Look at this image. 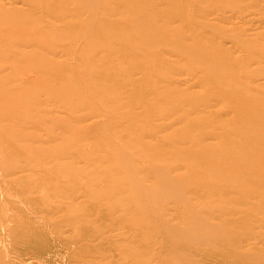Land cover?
<instances>
[{"label":"bare ground","instance_id":"bare-ground-1","mask_svg":"<svg viewBox=\"0 0 264 264\" xmlns=\"http://www.w3.org/2000/svg\"><path fill=\"white\" fill-rule=\"evenodd\" d=\"M102 1L106 2L108 0H0V115H3V113L11 112L9 110H14L12 107L14 104H12L13 102L11 101H13V99H17L16 100L17 103L15 101L14 103L18 105L19 104L22 105H19V107L15 105L14 107L16 108L18 107L19 109L15 108L14 111L21 113L24 111L31 112L33 109L37 108L36 109L37 111L33 110L32 112H36V114L40 116V117L39 116L36 117L37 115L34 116L37 118V120L39 119L37 121L36 118L33 119L34 113L29 114L27 112L23 115L25 117H22V115L18 117L17 114L19 113L14 112L15 115H17L16 117L23 119L26 118V120L22 119L23 122L20 121L21 119L18 120L17 118L16 121H19V123L22 122L20 123L21 127H25L24 125L29 127L35 124V126L38 125V127H40L42 131L45 129L43 132H47L46 129L48 127H52L53 123L57 124L58 123L57 121H59L60 123L58 124H61L62 118L59 117L57 120L56 118L57 116H55L59 114L57 113V114H51V117L52 115L54 116L51 118L52 120L49 119L50 115L48 116L46 113L48 108L46 109V107L41 106L42 104L43 106L50 105L44 103L45 100H47L48 98V94L45 95L44 98L45 100L40 105L38 101L40 100V102H42L43 99L42 100L33 99L34 95L39 92L38 90L40 89L44 91L46 90L45 94L48 92L51 93L50 94L52 95L51 97L55 99L57 98L56 99L57 101H60V99L62 98L64 104L68 103V101L72 99L77 100V98L79 97L81 98L79 100H82V101L78 100L81 103L80 110L82 112H83L82 108H84L83 105L84 106L88 105L89 106L88 109L93 108L98 112H100L101 115L97 116L98 117L97 119L90 121L87 124V119L85 120L84 118L85 116L81 117L82 119L79 118L82 115L78 113L79 109L75 111V109L74 110L72 109V107L74 108V106L68 105L70 109L73 110L72 112H77L79 116L73 113V115H75L76 118L72 116L71 120H73V118L76 119V121H73L75 123H73L70 120H67L69 123L65 121L67 122L66 124L63 121L62 122L63 127L60 129L64 131L63 128H66L65 126H67L68 124L78 125V123L79 124L83 123L80 120H84L87 125L83 123L85 124V126H82V130L84 131L85 129L87 131L86 133L88 137L89 135L110 136L111 134L112 136L113 135L117 136L118 134H115L114 132H116L117 129H121L123 126L117 125L119 127H117V129H115L114 131V125L122 121L124 118H127L128 124L123 127L124 128L123 131L125 132L124 135H128L130 137L128 138L129 140L133 139L138 144H141V148H140L141 151H139L138 149L137 153L134 152L129 153L131 151L126 152L122 148L125 142H123V144L121 145L122 147H120L116 143L111 142L109 138L104 137L106 140L103 139L102 144L100 146H96L97 149L98 147L101 146H103L104 149V150L98 149L99 153L101 154L98 155L97 149L92 151L91 149L93 148L90 149V147L89 148L87 147L85 148L87 150L83 148V144H84L83 142L88 141L87 139L84 140L85 139L84 138L81 139V141H83L82 143L78 142V144L80 145L76 144L77 146L75 147L73 146L76 149L72 148L73 150H69L70 151L69 153L74 154L73 156H79V155L83 156V154L86 153L85 155L86 158L85 156H83L85 159L83 157H78V159L83 158L81 160L82 161L84 160L86 166L85 167L84 165L82 166V164L84 163L82 162V164H78V165H81L83 169L80 166V168L82 169L80 170L79 168H77L78 166L75 165L77 169L76 170L74 168V165H71L70 167H68L69 165H67V163L71 161L70 160L71 157H73L72 154L68 153L71 156L66 157V155L64 154L66 152L63 153L65 155V159L67 160L68 158L66 164L58 162L59 160H55V159H54L55 162L54 161L50 162L53 158V155H51V153L55 152V147L53 149L54 151L52 150V152L50 153L46 152L48 148H44L45 149V150L43 149L44 151L41 150L43 152L42 155V152H40L41 154L39 153L40 148L36 146V143L38 145V143L43 144L45 142H46L45 144L49 147H52L53 144H55L56 147L59 146V144H62L60 142L59 144H56L57 141L61 139L60 135H62V137L64 138L65 137L67 138V136L64 135L66 132L63 133V131L62 130L60 131L59 129L56 132L62 134L59 133L57 134L56 132L55 133L53 132L54 129L56 130L58 124L57 126L53 125V128L50 129L51 132L48 131L47 133H43V135L51 134L53 139H55L52 140V142H56V143H50L51 141H47L46 139L44 141V139L42 138V137H46L45 135L38 136L36 135L38 133L33 134L35 133V130L39 129L34 125L33 127L36 128L35 129L32 127L33 129H35L34 131L30 130L31 127L28 128V131L26 127L23 129L16 128L18 127V124L16 123L15 125L14 124L15 121H11V119H8L9 116L11 115L8 113L7 115L9 116H7V119L11 121V122L9 121L11 124H7L9 123L8 120H5L4 117L2 116L0 117V120L4 119L5 122H7L5 124L6 127H4V122H3L4 120L0 122L3 123L0 125V136L4 137L7 135V137L10 140L13 139L14 140L13 142H16L15 139L16 138L19 139L20 135L22 136L24 132L27 131L25 132L23 138L28 139V142L31 141V144H33L34 142L35 143L34 146L37 147L34 148V150L36 149L37 150L36 151L32 150L31 152H29V150L31 149L29 148L26 154L34 153V155H32L33 157L29 155L30 158H28L27 157L28 155H26L25 157L28 160L25 159V162L26 160L27 162L32 160L30 161L31 164L33 162L34 164L35 162L36 164L41 163V165H43L41 167L45 168L44 167L46 166L45 163H47V161L50 160V159L47 160V158L52 157L51 160L48 162L50 164L56 163L59 166L65 165L63 167L64 169L65 167L69 168L68 170L67 168L66 170L62 168L63 172L65 173H67L68 171L71 170V168H73L74 170L71 171L76 172L74 173V177L76 175V177L78 178L79 174L82 175V173H78L79 171L80 172L84 171L83 172L84 175L85 174H87V176L90 175L91 178L90 177L84 178V176L82 175L83 178L81 177L80 178L83 182L80 181V179L78 178L77 181L82 182L81 184L80 182L77 183L71 182V184H68L69 186H71L72 183H74V185L75 184L80 185L78 189L79 188L81 189L79 190L76 189V186L74 185H73L74 187H68L69 189L75 188L76 191L74 192H76L77 194L78 192L80 193V195H77L76 197L72 196L73 198L76 199V203L79 201V198L89 199V197H92L94 198V200H96L98 199V197H100V200H103L102 194H104V192L107 191V189L109 190L112 189V191L117 192V194L108 191L110 192L109 193L110 195H108L107 193L105 194L106 196L104 197H106L108 201L104 198L103 206L106 205L105 203L109 202L107 203V206L110 207L109 206L111 205L110 203H114V202L118 203L119 198L125 197L123 199H120L121 201L125 200L123 202L120 201L119 202L120 204H114L116 206L110 208H108L107 206L106 207L108 209H113V208H120L121 206H123L121 207V211L119 210L120 211L119 213L113 211L114 209L112 210L113 212L119 214L120 216L125 215L126 210L124 209L128 210L127 211L129 212L128 214L133 213L131 214L130 218H128V216L130 215L128 214L125 215L127 216L126 217L127 219L125 218V216L124 217L121 216V218H125L126 221L123 219L122 220L125 221L126 224L130 223L129 227L127 228V232L133 233L132 234L133 238L136 237L135 230L139 225V222L141 221L140 225L145 223V225L147 226L148 225L147 219L149 220L153 219L156 213H158L156 212L158 209L163 215L162 217L165 219L163 221L161 217H158L157 222L158 224H160L161 227L166 226L165 228L167 227L170 228L169 226L165 225L166 222L173 221V219H175V218L172 219L170 217V214L172 216V213H174V211H179L181 213L182 210L184 212V209H187V211L185 212L187 216H184L185 218L183 217L184 218L183 220L182 219L180 221L178 220L175 224H173L174 237L172 236V238L174 240L175 238L177 239L176 243L180 241V243H183L185 245V247L181 245L184 248L182 251H180L181 252L179 255L180 258L181 256L187 257L189 255V253H187L185 249L190 250L192 247L190 251L194 250V245L188 239L193 238L190 237V234L192 232H193V236H196L194 235L195 231H199V233L205 231L204 232L205 236L204 237L201 236L204 238L203 240L208 243L211 242L210 244H213L215 247H219V248L222 244L227 243L231 239L236 241V239L243 238L245 239L244 241L247 242V246H248L247 249H250L252 251L251 253L253 252L256 253L258 251L256 247V241H257L256 235H258V237L259 235H261V239H263L262 236L264 235V231H263L264 230V90H262V88L264 87V0H110V1H115V6L113 8L101 6ZM117 3H118V8L116 10ZM134 23L140 24L138 27L132 28L133 34L137 36L140 40L141 43L140 46L128 42L127 46H122L116 49L111 48L110 46L113 45L111 41L112 39L117 37L118 27L121 28L122 26H131ZM172 24H174V26H172V31L170 33L166 34L161 31L165 27H170ZM192 33H195L196 35H193ZM66 39L68 40L67 43H66ZM246 43L247 45H245ZM251 43L253 44L251 45ZM100 47L104 48V51L101 55L92 56L89 54V51L91 49L100 48ZM156 59L159 60V63L157 64L163 67L170 66L174 63H181V65L184 67L183 72L181 71L176 73L171 72L172 75L168 73L166 74L165 77H160L159 75H152V74L145 77L144 73L140 75L141 69L142 68L146 69L144 64L148 63L151 60L156 61ZM18 65H20L21 67ZM13 67L18 68L19 70L17 69L18 70L17 72L14 71L16 69H14ZM11 68L14 73L8 72V70ZM79 72H83L84 75L86 74L85 75L86 79L84 78L81 81V78L77 76V73ZM135 80H138V83L142 82L145 85L146 87L145 90L147 91L148 95L151 97V98L149 97V100L159 101L161 96L158 95V91L160 92V90H162L163 87L164 90L165 89L169 90L170 88H167L168 86L171 87V90H169L170 93L169 95H166L168 97L165 100V104H167L169 110L167 113H165L162 119L159 118L162 121L160 122L164 125V129L162 131L158 130L157 128L154 129L156 131L152 130L153 128L152 123L155 121L157 117L152 118L151 121L153 110L146 109L147 106H143L144 104H141L142 109L140 112H135V111L129 112L127 109L129 107L125 104L124 105L127 110L125 109L124 110L126 112H120V113L118 112V110L122 111V109H120L122 107V104H120L121 106L120 107L118 106V104H116V102L120 103L119 100L120 99L122 100L124 98V95L123 96L121 95V97L123 98L119 97L121 91L125 89L127 85L130 86L131 85L130 83H133V81ZM23 84H26L24 88H22L21 86ZM174 84H179L180 86ZM28 85H30V87ZM182 85H184L186 88L184 87L181 89ZM33 86H35L34 89L35 88L38 89L37 91L35 90L36 92L35 94L33 92L34 89L31 88ZM194 86L202 87L203 89H206L209 86L211 88L213 87L218 88L220 90L219 93L221 94L222 98L217 100H211L212 104L213 102L215 103L213 105L211 104L210 101H204L201 103L200 101L201 99L199 100L200 97L199 96L195 97L196 93L193 90H191L192 92L189 91V89H192ZM86 87H89L91 91L90 96H86L83 93V88ZM176 87H179V89ZM29 88L33 93L29 98L30 100L26 99V101H28L27 103L25 102V100L22 101V99L28 98L30 96L29 95L30 93L26 91L29 90ZM23 89L25 90L22 91ZM17 92L19 93L21 92V93L17 95ZM26 92L29 96L26 95ZM188 92H190L191 94H193L194 92V96H192ZM166 93L168 92L166 91ZM65 94L68 95L72 94L69 96V97L73 96L72 99L68 98L67 95ZM82 94L84 95V97ZM13 96L14 98H11ZM17 96L20 97L16 98ZM10 98L12 100L7 101ZM19 99L24 103V106L23 103L19 101ZM182 100L190 102L194 104V106L189 108V110L185 108L179 109L177 107L178 104L176 106V102ZM29 101L31 102L33 101L34 103L31 104V102ZM78 101L77 104L75 105H80ZM196 101H198V103L200 104H198ZM8 102L11 104H9ZM36 102H38L40 106L37 105ZM47 103H49V101H47ZM114 103L115 105H113ZM25 104H31L33 105V107L31 106L32 108L30 109L29 106ZM34 104H36V106ZM52 104L53 102H51V105L49 106L50 108L52 107ZM9 105H11L10 107L12 109H9L8 107ZM59 105L67 106L66 104L65 105L59 104ZM67 107H63L64 109L66 108L65 112L68 109ZM163 107H164L163 105L162 107L160 106V109ZM27 108L31 111L27 110ZM61 108L56 109V105H55L53 110L56 109L54 111L56 113V111L59 109H60L59 111H61ZM70 109L68 110V112L71 111ZM93 109H91V111H93ZM53 110L52 112H48V113H53ZM84 110H86V108ZM162 110L165 109L163 108L161 109V111ZM41 112H43L44 114H42ZM100 113H98V115ZM62 114L60 116L62 117L64 116V118L68 119L67 116L65 117V114L64 115ZM68 114L69 113H67V115ZM29 115L31 116L30 118H32L33 120L28 119ZM4 116L6 117V114H4ZM143 116L150 120L145 123V126L141 124L142 125L141 127L143 126L144 127L143 128L140 127V129H138L137 131L135 128H133V124H136L135 122L137 120H141ZM214 116L216 118H219V120L215 119ZM77 117L79 120L77 119ZM44 118L48 119V122L50 123H46L47 121H45L46 126H41L43 124L42 122H44L45 120ZM212 118L218 121H214L212 120ZM77 120L80 122H78ZM30 123L32 125H29ZM13 124L14 126H12ZM9 125L12 127L8 128ZM157 125L158 124H156V126ZM67 127L70 128V129L67 128L70 131L71 126H67ZM74 127L75 126H73L72 129ZM231 128L235 130L231 131ZM20 129L25 131H22ZM74 129H76V127ZM74 129H73L74 132H79V130L75 131ZM14 130L16 132L17 131L19 132L16 133ZM41 130H38V132L39 131L42 132ZM13 131L16 133V135L12 133ZM117 132L119 131L117 130ZM9 136L10 137L15 136V137L10 138ZM30 136L35 138L32 139V137ZM38 137L39 139L41 138L43 142L41 139L40 142L39 141L37 142L36 140H39L37 139ZM23 138H20L18 141H21V139ZM29 138H31V140H29ZM114 138L115 139L113 140L115 141L116 138L118 140L120 139L118 137H114ZM26 139H23L22 141L24 142ZM147 139L148 141H146ZM63 140L66 142L67 146L68 145L70 146V144H68L67 141H69V143H71L72 141L68 139L67 140L62 139L61 141ZM217 140H225V142L223 145H217L215 142H213ZM18 141L16 142V145L14 144L12 146L8 145L10 146L11 151L17 150V148L19 147L18 145H23V144L17 145ZM121 141L122 139H120V143ZM6 143L8 144V142ZM95 143L94 145H99L98 142ZM4 145L7 147L6 144ZM73 145H75V143H73ZM125 145L126 144H124V148ZM21 147L23 146H20V148ZM78 147H82L83 152L78 153V155H76L78 150L79 151L82 150V149H78ZM126 147L131 148V146H126ZM41 148H43V146ZM62 148H65L66 151H68L67 150L68 148H66V146L65 147L63 145L61 146V150L65 151V149ZM74 150L76 151V153ZM88 150H90L89 151L90 153H88ZM71 151H74V153ZM35 152L42 155V158L41 156L39 157V155H37ZM93 152H96V154H94ZM49 154L51 157L49 156ZM2 156L3 155H1V158H3ZM45 156H47L46 159H43V157ZM37 157L40 158V161L43 159L44 160L43 162H45V160L46 162L43 164V162L34 161L35 159L39 160ZM63 157H61L62 160L60 157H58V159L63 161L64 160ZM74 159L77 160V157L73 158V160ZM0 160L2 161V159ZM73 160L71 162H76ZM81 160L78 161L81 162ZM144 160L153 161L152 162L153 166H151V173L153 174L151 177V183H146L148 182L145 179L147 176L142 177V173L140 174V172H143L140 170V168L143 166L142 162H144ZM127 162L133 164L134 166L135 164H139L141 162L140 165L142 166L138 165L129 168L130 165L129 166L127 165L128 167H126L125 165L124 170L126 168L128 169L123 171L122 165ZM104 163L107 164V166H105ZM145 163L146 162H144L143 164ZM10 164L11 163H9V165ZM20 164L21 163H19L18 165ZM69 164H75V163H69ZM0 165L2 166V164ZM146 165L149 164L146 163ZM21 166L22 165H20V167ZM33 166L31 168H33ZM38 166L36 167L40 168V166L39 167ZM59 166L56 167L59 169ZM14 167L13 169L12 167L9 168L4 167V169H10L12 170V172L15 173V174H11V172L9 171L8 175L17 176L18 174L16 173H19L20 171L23 172L27 168L24 166L23 169L17 168L15 170L18 171H13ZM54 167L52 168L54 169ZM84 168H86L87 170H85ZM48 169L52 171L50 165L48 166ZM36 171L37 170H34V172ZM45 171H47V173L49 172V170L47 169ZM88 171L90 172L88 173ZM58 172L59 170L54 171V175L52 173L51 174L52 176L55 177V174ZM47 173L45 174L48 177L49 174ZM65 173L64 175L59 174V176H57L56 174V176L58 178L62 176L61 179H65L66 177ZM46 175H42V176L46 177ZM101 175L109 176L107 177L109 178V180L105 179L106 177L104 176H103L104 177L103 179H105L104 181L103 179L99 180ZM48 179H52V178H50L49 176ZM69 179L70 181L73 180L71 178V175H69L68 178L66 177L65 183H70ZM17 181H19V179ZM44 181L46 180L44 179ZM225 181H230V183L233 184L230 185L231 187H225L224 184H222ZM3 182L5 181L3 180ZM110 182L113 183L114 185L119 186V188L112 187L113 185L111 186ZM41 183H43V181ZM109 183L112 188L109 187ZM59 184L62 183H58V185ZM32 185H29V187L30 186L32 187ZM68 185H64V186H68ZM41 186L43 187V184H41ZM41 186L40 189L45 194V196L42 197L47 201H49V202L46 201L47 203L50 202L54 203L56 200L53 201V199L46 197L47 192L45 191V189H47L49 186H46L45 184L44 186L46 188L45 187L42 188ZM2 188L3 187H1V189ZM33 188L35 187H32L31 189L35 190ZM7 189H9V186ZM50 189H47V191H49ZM60 189H61L60 192H62L63 189L62 185ZM41 190L39 192H41ZM0 191H3V189ZM29 191L30 190H28L27 192ZM121 191L124 193L122 194L119 193ZM5 192L8 191H3L4 194ZM42 192L40 196L44 195L42 194ZM55 192L58 194L57 189L55 190ZM67 192L68 191H66L65 193ZM200 192L202 193L200 194L201 195L200 198L193 197L195 200L189 196V195L191 196L197 195ZM8 193L7 194L11 197L12 195H10V192ZM15 193L16 195L18 194V192ZM69 193H70L69 200L70 203H72L71 201H73V199H71V195L73 194L71 192ZM76 193H74V195ZM98 193H100L101 195H97ZM52 194H54L53 191ZM65 195L66 194H63V197H65L63 199L64 202H62L63 200L60 199L61 201L59 200L58 205L63 203L67 204L69 202V200L66 201L67 200L66 198H68V196ZM114 196H116V198ZM165 196L166 197L168 196L167 198L170 197L171 200L174 199V202L177 203H181L180 201L183 200L184 207H181L183 205L181 206L172 205L171 207L168 208L166 207V205H163V203H161V205L155 204L156 202L158 203L161 202V199L165 198ZM108 198L113 199V201H111ZM128 198H130V201L133 200V204H135L134 202L137 198H138L137 200L142 199V201L140 200L141 204L136 205V207L140 206L137 208L138 210H135L134 206L130 207L128 204H126ZM162 200L167 201L166 199H162ZM192 200H194V202L195 201L197 202V205L195 204L196 206L192 205L193 202ZM80 201H82V199H80ZM217 201L219 202L218 204ZM128 203L131 204L130 202ZM185 204L188 206H185ZM251 204L252 206L255 207L256 210L255 212L253 211L252 212L256 214H252V212L247 211L250 210V208L248 209L247 206ZM55 205L52 207L55 208ZM68 205L69 204L65 206L64 204L65 209L69 208L72 211L74 205L71 204L73 205L71 207ZM45 206H47V204H45ZM125 206H128V208H126ZM72 212H70L71 213L70 215L77 214L75 213V211L74 213ZM121 213H123L124 215ZM138 213L142 214V216H140L142 219L137 218L139 215ZM203 213L208 214L206 215L207 218L210 216V214L214 216L216 215L219 218L216 223L211 224L210 222L206 221V219L203 218L202 216ZM192 215H194V217ZM170 218L172 220H170ZM75 220L77 221V219ZM113 220L112 222H115V224L117 221H119V219L117 221H113ZM255 222L257 223V225L253 226L252 224ZM8 223L12 225V221L10 222L8 221ZM8 223L6 222V224ZM16 224L17 223H14L15 226ZM71 224L73 223L71 222ZM75 224L76 223H74L73 225L75 226ZM215 224H217L219 228L214 229V231H211L212 228H215ZM244 224L252 225L256 230L255 235L250 236L249 234L248 236H246L244 234H234V235L230 234L229 240H227L223 236L222 232H224L225 234L229 230L227 225L234 227L237 225H244ZM32 225H30V227ZM8 226L12 231V227L10 225ZM109 227H112V225H109ZM147 227H149V225ZM97 228L99 229V227ZM118 228H119V224H118ZM153 228L155 229L156 227ZM3 231H5V229H3ZM141 231H146V230L141 229ZM99 232L100 231H98V233ZM147 232H145V234L147 235L152 233V232H148L149 233L148 234ZM165 233H167V231H165ZM204 233L202 234L204 235ZM101 234L103 233H100L99 235ZM145 234L142 232L141 234L142 236L141 235L140 236L143 237ZM152 234L150 235L152 236ZM99 235L94 234V237ZM147 235L146 237L144 236L143 238H140L139 244H142V246L138 248L136 251H135L136 247L132 248L129 245V248H131L133 251L136 252V254H133V256L137 255L142 257L143 255H145L143 252H142L143 255L137 254L138 252L141 253L140 251L142 248H144L142 249V251L148 249L146 250L148 252H151V250H149L150 247L151 248L159 247V249L161 250L162 249L161 244L163 245V243H166L161 241L162 238L160 239V241L158 240L156 242L155 240H153V236L150 237L151 238L150 240H148L149 236ZM122 236H126V235H122ZM108 237H111V235H109ZM166 239L168 240L169 238H165L164 241H166ZM194 239L196 238L194 237ZM259 239L260 238H258V241ZM96 240H93V242H95ZM197 240H199V238ZM88 241H90L89 238ZM149 241H154L155 246L152 245L154 242L151 243ZM167 242L170 243V241ZM239 242L240 241H238V243ZM261 243H263V240ZM166 244H164V246ZM226 246L228 245L226 244ZM259 246H264V245H259ZM171 248L173 249V247ZM204 248H201V252L204 251ZM237 248L235 249V251L236 252L240 251L239 248L241 247L239 245ZM124 249L126 248H123V252ZM247 249H245L246 252L248 251ZM132 250L127 248L125 252L128 256H126V254L123 253L125 254L124 256L130 259L131 257L129 256L132 255L128 253ZM241 250L243 251V249ZM120 251L121 250H119V252ZM229 251L230 253H232L231 250ZM106 252H108V250ZM152 253L154 252L150 253L153 256ZM248 253L250 252L248 251ZM123 254L122 257H124ZM103 255L105 256L106 253L103 252ZM194 255L195 254H193L192 256ZM237 255L240 256L238 253L235 256H233V258H231L230 260H224V262L226 264H264V260L258 263L257 262L254 263L250 260H246V261L238 260ZM262 256L264 257V254ZM91 257L92 256H89L88 258L91 259ZM171 257L173 258V256H169L170 260H172ZM95 259L98 258H94V261L91 260L88 261L87 264H96V262H98L99 260L95 261ZM135 259L137 258L133 257V259L131 260L132 261L134 260L135 262ZM181 259L184 260V258ZM137 261L141 262L142 264L147 262L146 259H144L145 262H142L141 258L137 259ZM191 261H188L187 264H191L190 263ZM184 262L186 263V261ZM105 263L107 262L105 261ZM98 264H100V262H98ZM153 264H156V262ZM172 264H174L173 261Z\"/></svg>","mask_w":264,"mask_h":264},{"label":"rangeland","instance_id":"rangeland-1","mask_svg":"<svg viewBox=\"0 0 264 264\" xmlns=\"http://www.w3.org/2000/svg\"><path fill=\"white\" fill-rule=\"evenodd\" d=\"M101 6H104V7H108V8H113L114 6H115V1H110V0H108V1H106V2H104V1H102V3H101ZM117 8H118V3H117V6H116V10H117ZM135 24V23H134ZM132 24L131 26H122L121 28L120 27H118V33H117V37H115L114 39H112V43H113V45H109L111 48H114V49H116V48H120V47H122V46H127V43L128 42H131L132 44H135V45H138V46H140V40H139V38L137 37V36H135L134 34H133V27H138L140 24ZM221 25V24H220ZM239 25V24H238ZM172 26H174V24H172L170 27H165L164 29H162L161 31L162 32H164V33H166V34H168V33H170L171 31H172ZM197 33V32H196ZM189 34V33H188ZM193 35H196L195 33H192ZM67 39H66V43H67ZM253 43H251V45H252ZM227 45V44H226ZM245 45H247V43L245 44ZM103 51H104V48H102V47H100V48H95V49H91L90 51H89V54L90 55H92V56H97V55H101L102 53H103ZM146 59V58H145ZM191 62H193V61H191ZM157 63H159V60L158 59H156V61L154 60H151V61H149L148 63H145L144 64V66L146 67V69H144V68H142L141 69V73H140V75L141 74H143L144 73V76L145 77H147V76H149L150 74H152V75H159L160 77H165L166 76V74H168V73H170L171 74V72L172 73H176V72H183V69H184V67L181 65V63H174V64H172V65H170V66H166V67H163V66H160L159 64H157ZM18 66H20V65H18ZM17 67V66H16ZM14 68V69H16V70H14V71H18L19 69L18 68ZM21 67V66H20ZM18 69V70H17ZM8 72H12V73H14L13 72V70H12V68L11 69H9L8 70ZM16 74V73H15ZM164 74V75H163ZM169 74V75H170ZM86 75V74H85ZM84 75V73L83 72H79V73H77V76L79 77V78H81V81L86 77ZM172 75V74H171ZM86 79V78H85ZM131 84V85H130ZM129 85L131 86H128L127 85V87L125 88V89H123L122 91H121V93H120V98H123V97H121V95L123 96L124 95V98L121 100L120 98V103L119 102H116V104H118V106H120V104H122V107L120 108V109H122V111H120V110H118V112L120 113V112H126L125 110H127L128 109V111L129 112H131V111H135V112H140L141 111V107H142V105L141 104H144L143 106H147L146 107V109H149V110H153V113H152V117H151V121H152V118H154V117H157L156 119H155V123L153 122L152 124H153V128H152V130H154L155 128H157L158 130H160V131H162L163 129H164V125L161 123L162 121L159 119V118H163V116L165 115V113H167L168 112V106H167V104H165V100H166V98L168 97V96H166V95H169V90H171V87H167V88H170L169 90H167V89H165L164 90V87L162 88V90H160V92L158 91V95L159 96H161L160 97V100L159 101H157V100H149V95H148V93H147V91L145 90V85L142 83V82H140V83H138V80H135V81H133V83H130ZM183 84V83H182ZM174 85H178V86H180L179 84H174ZM22 86V88H24L25 86H26V84H23V85H21ZM29 87H30V85H28ZM27 86V87H28ZM34 87L35 86H33V87H31L32 89H34ZM129 87V88H128ZM185 86L184 85H182L181 86V89L182 88H184ZM21 88V89H22ZM43 88V87H42ZM176 88H178L179 89V87H176ZM186 88V87H185ZM26 89V88H25ZM25 89H23L22 91H24ZM46 89H48V88H46ZM141 89V90H140ZM35 90L37 91L38 89L37 88H35L34 89V94L36 93L35 92ZM133 90V91H132ZM145 90V91H144ZM191 90H193L196 94H195V97H197V96H199L200 98H199V100L201 101V103L202 102H204V101H210L211 102V104H212V101L211 100H217V99H221L222 98V96H221V94L219 93L220 92V90L218 89V88H215V87H213V88H211L210 86L209 87H207L206 89H203L202 87H193L192 89H189V91L190 92H192ZM262 90H264V87L262 88ZM26 91H28V93H30L29 95L27 94V92H26V95H28L27 97L28 98H25V99H22V101L23 100H25V102H27L28 103V101H26V99H28V100H30L29 98L31 97V94L33 93V92H31V90H30V88H29V90H26ZM39 92L37 93V94H35L34 95V98L33 99H35V100H39V99H43L42 100V102H40V100L38 101L39 102V104L41 105V103H43V101L45 100L44 98H45V95H47L48 94V98H51V99H48L47 98V100H45V104H50L51 105V102H53V104H52V109L49 107V106H46L45 104V106H43V104L41 105L42 107H46V109L48 108L49 110H51V111H49L48 109H47V115L50 117L49 119H51L54 115H52V117H51V114H57V113H59V114H57V115H55V116H57L56 118H57V120H58V118L60 117V118H62V122L64 121H67V120H70V121H76V119H74V118H76L75 117V115H73V113L74 114H77V116H79L78 115V113L81 115L79 118H81V117H84L85 118V120L87 119V124H88V122H90V121H93V120H95V119H97L98 117L97 116H100L101 115V113L100 112H98L97 110H95V109H93V108H91V109H93V111H91V109H88L89 108V106L88 105H83V107L84 108H82V110H83V112L80 110L81 109V103L79 102V101H82V100H79V99H81V98H77V100L76 99H72V97L73 96H71V97H69L70 95H72V94H65V95H67V97L68 98H70V99H72V100H69L68 101V103H65L67 106L68 105H72V106H74V108L72 107V109L74 110L75 109V111L77 110V109H79L80 110V112H79V110H78V113L77 112H72L73 110L72 109H70V107L68 106H60L59 104H61V105H65L63 102L64 101H62L63 99L61 98H58V99H60V101H57L55 98H52L51 96L52 95H50L51 93H46L45 94V91L44 90H38ZM166 91L168 92V93H166ZM125 92V93H124ZM190 92H188V93H190ZM194 92H193V94H191L192 96H194ZM21 93V92H20ZM19 92H17V95L18 94H20ZM25 93V92H24ZM83 93H84V95H86V96H90L91 95V91H90V89H89V87H86V88H83ZM15 95H16V93H15ZM22 95V94H21ZM20 95V96H21ZM50 95V96H49ZM83 95V94H82ZM84 95H83V97H84ZM148 95V96H147ZM20 96H17L16 98H19ZM64 96V95H63ZM77 96V95H76ZM127 96V97H126ZM225 96H227V95H225ZM47 97V96H46ZM67 97H65V98H67ZM82 97V96H81ZM11 98H14V96L13 97H11ZM8 99L7 101H10V100H12V99ZM74 98H76V97H74ZM151 98V97H150ZM16 100L17 99H13V101H11V102H13L12 104H14L12 107H13V109L15 110V108L16 107H14L15 105H17L18 107H19V105H22V104H16L17 102H16ZM79 100V101H78ZM139 100H141V101H139ZM198 100V101H199ZM14 101L16 102V103H14ZM19 101L20 102H22L20 99H19ZM47 101H49V103H47ZM77 101H78V103H80V105H75V104H77ZM176 101V100H175ZM198 101H196L197 103H198ZM29 102H31V101H29ZM38 102H36L37 103V105H39L38 104ZM58 102V103H57ZM59 102H61V103H59ZM67 102V101H66ZM160 102V103H159ZM210 102H209V104H210ZM9 103V102H8ZM23 103V102H22ZM34 102L32 101L31 102V104H33ZM54 103H56V104H54ZM63 103V104H62ZM9 104H11V103H9ZM31 104H25V105H28L29 106V108L31 109L32 107H33V105H31ZM127 105L129 108H127L126 109V107H125V105ZM160 104V105H159ZM177 104H178V106H177ZM198 104H200V103H198ZM213 104H215L214 102H213ZM212 104V105H213ZM35 106H36V104H34ZM39 105V106H40ZM56 105V109L57 108H61V111H59V110H57L56 111V113L54 112L55 110H53L54 109V106ZM113 105H115V103L113 104ZM136 105V106H135ZM162 105L164 106L163 108L165 109V110H162L161 111V109H163V108H161L160 109V106L162 107ZM11 105H9L8 107H9V109H12L11 107H10ZM23 106H24V103H23ZM32 106V107H31ZM80 106V107H79ZM137 106H139V107H137ZM176 106L180 109V108H185V109H187V110H189V108H191L192 106H194V104H192V103H190V102H187V101H185V100H182V101H178V102H176ZM17 107V108H18ZM27 107V106H26ZM26 107H24V108H26ZM38 107V106H37ZM63 107H67L68 109H67V111L65 112V109L63 108ZM16 108V109H17ZM36 108V107H35ZM86 108V110H84ZM136 108V109H135ZM19 109V108H18ZM37 109V108H36ZM36 109H33L34 111L36 110ZM64 109V110H63ZM71 110V111H69L68 112V110ZM125 109V110H124ZM133 109H135V110H133ZM138 109V110H137ZM167 109V110H166ZM14 110H9V111H11V112H8V111H6V112H8L9 114H11L10 116L9 115H7L8 113H3V115H0V117L2 116V117H4V119L5 120H8V119H11V121H15V123L14 122H12V123H14L15 125H16V123L18 124V127H16V128H27V131H28V128H30V130H35L36 128L35 127H38V125L37 126H35V124H33L35 127H33V125L30 123L29 125H32V126H29V127H27L26 125H24L25 127H21V124L20 123H22L23 122V120H26V118L25 119H23V118H18V117H20V115H22V117H25V116H23L25 113H27V112H17V111H14ZM26 110V109H25ZM27 110H29L28 108H27ZM32 110V111H33ZM52 110H53V113H48V112H52ZM63 110V111H62ZM137 110V111H136ZM13 111V112H12ZM19 111V110H18ZM29 111H31V110H29ZM28 112L29 114L30 113H34L33 114V119H35L36 117H38L39 115H37L36 114V112ZM37 111V110H36ZM160 111V112H159ZM5 112V111H4ZM14 112H16V113H19V114H17L18 115V117H16L17 115H15V113ZM42 114H44L43 112H41ZM40 113V114H41ZM46 113H45V115H46ZM62 113H64L65 114V117L67 116V118L68 119H66V118H64V116L62 117V116H60ZM67 113H69L68 115H67ZM98 113H100L99 115H98ZM160 113V114H159ZM162 113V114H161ZM4 114H6V117L4 116ZM64 114H62V115H64ZM72 114V115H71ZM37 115V116H36ZM154 115H156V116H154ZM158 115V116H157ZM7 116H9V118L7 119ZM13 116H15V117H13ZM34 116H36V117H34ZM47 116V117H48ZM72 116H74V118H73V120H71V117ZM96 116V117H95ZM12 117V118H11ZM31 116L29 115L28 116V119H31V120H33L32 118H30ZM40 117V116H39ZM215 117V116H214ZM17 118H18V120H20V121H22V122H20L19 123V121H16L17 120ZM42 118V117H41ZM45 118H46V116H45ZM44 118V119H45ZM66 119V120H64V119ZM91 118V119H90ZM4 119H2V120H0V122L1 121H3ZM23 119V120H22ZM43 119V118H42ZM42 119H40V120H42ZM53 119H55V118H53ZM77 119H78V117H77ZM82 119V118H81ZM89 119V120H88ZM215 119H218L219 120V118H216L215 117ZM5 120L3 121L4 122V127H6L5 126V124L7 123V122H5ZM36 120H37V118H36ZM35 120V121H36ZM39 120V119H38ZM37 120V121H38ZM52 120V119H51ZM79 120V119H78ZM77 120V121H78ZM150 119H148V118H145L144 116H143V118L141 119V120H137L135 123L136 124H133V128H135L137 131H138V129H140V127L142 126V125H144L145 126V123L147 122V121H149ZM212 120H214L213 118H212ZM218 120H214V121H218ZM10 120H8V122H9ZM10 121V122H11ZM45 121H47L46 123H50V122H48V119H45L44 120V122H42L43 124L41 125V126H46V123H45ZM54 121V120H53ZM61 121V120H60ZM80 121H82L83 123H85L86 124V122L84 121V120H80ZM80 121H78V122H80ZM128 119L127 118H124L122 121H120V122H118L116 125H114V131H115V129H117V127H119V126H126L127 124H128ZM161 121V122H160ZM7 123V124H11V123ZM52 122V121H51ZM56 122V121H55ZM58 123H60L59 121H57ZM61 122V124H58V126H57V124H55V123H53V125H55V126H57L56 127V130L54 129H52L53 130V132L55 133L56 131H58V129L61 131L62 129H60V128H62L63 126V123ZM68 122V121H67ZM67 122H65L66 124H67ZM77 122V123H78ZM36 123V122H35ZM38 123V122H37ZM39 123H41V122H39ZM64 123V124H65ZM69 123V122H68ZM73 123H75V122H73ZM79 124L78 123V125L77 124H74V125H70V124H68L67 126H71V132L68 130V129H70V128H68L67 126H65L66 128H63L64 129V131H63V133H65L64 135H66L67 136V138L65 137H62V135H60V140L59 141H57V143L56 142H52V140H55V139H53V137L51 136V134L50 135H47V134H44L46 137H42L43 139H44V141H45V139L47 140V141H51L50 143H56V144H59V142L60 143H62V144H59V146H57L56 147V145L55 144H53L52 145V147H49V146H47L45 143H43V144H40V143H38V145H37V143H36V146L38 147V148H40V151H39V153L40 152H42V151H44L45 149L44 148H48V150H46V152H52V150L54 149V147H55V152H53V153H51V155H53V158L50 156V154H49V156L52 158V160H51V158H47V160L48 159H50V160H48V161H50V162H52V161H54V159L55 160H59L58 162H61V163H63V164H66V161H68V158H67V160L65 159V155H66V157L67 156H71V155H69V154H72V153H69L70 151L69 150H73V149H76V148H74L75 146H77V145H80V144H78V142L79 143H82L83 141H81V139H84V140H88V141H85V142H83L84 144H83V148L85 149V148H89L90 147V149L91 148H93V149H91L92 151L93 150H96L97 149V147L96 146H100L101 144H102V140L104 139V140H106L104 137H106V138H109V140H111V142H113V143H116L118 146H120V147H122L121 145L123 144V142H125L124 144H126L125 145V148H124V144H123V149L126 151V152H129V151H131V152H129V153H137L138 152V149H139V151H141V144H138L137 142H135L133 139H128V138H130L128 135H124V131H123V127L121 128V129H117L119 132H117V130H116V132H114L115 134H118L117 136L116 135H113L114 137H118V138H120V139H122V141H121V143H120V139L118 140L117 138H116V141L115 140H113V139H115L113 136H112V134L110 135V136H102V135H89V137L87 136V131L84 129V131L82 130V126H85V124ZM1 124H3V123H0V125ZM14 124L12 125V126H14ZM86 124V125H87ZM125 124V125H124ZM142 124V125H141ZM156 124H158L157 126H156ZM20 125V126H19ZM48 125H50V124H48ZM52 125V124H51ZM53 125H52V127H48L47 129H46V131L48 132H51V128H53ZM79 125H81V126H79ZM117 125H119V126H117ZM12 126H8V128L9 127H12ZM55 126H54V128H55ZM60 126V127H59ZM73 126H75L76 127V129H74L75 131L76 130H79V132H74L73 131V129H72V127ZM143 126V127H144ZM3 127V126H2ZM35 128V129H33V128ZM143 127H141V128H143ZM39 129L38 130H41V128L40 127H38ZM43 128H45V127H43ZM68 128V129H67ZM77 128H79V129H77ZM113 128V127H112ZM159 128H161V129H159ZM12 129H14V128H12ZM22 129H20V130H22ZM66 129H67V131H69V132H67L66 131ZM16 130H18V129H16ZM38 130H35V133H33V134H36V133H38V134H36V135H42V136H44L43 135V133H47V132H43L42 130V132H38ZM235 129H233V128H231V131H234ZM15 131V130H14ZM12 132V133H14V135H16V133L17 132H19V131H15V132ZM22 131H25V130H22ZM27 131H25V132H27ZM74 133H73V132ZM142 131V130H141ZM154 131H156V130H154ZM25 132H24V134L21 136L20 135V138H23V136L25 135ZM30 132V131H29ZM143 132V131H142ZM158 132V131H157ZM57 134L59 133V132H56ZM120 133V134H119ZM56 134V135H57ZM59 134H62V133H59ZM27 135V134H26ZM30 135V134H29ZM55 135V136H56ZM63 135V136H64ZM28 136V135H27ZM54 136V135H53ZM59 136V135H58ZM102 136V137H101ZM10 137V136H9ZM13 137H15V136H11L10 138H13ZM30 137H32V136H30ZM37 137V136H36ZM83 137V138H82ZM0 140H2V141H0V149H2V150H0V154L1 155H3L2 157L3 158H1V155H0V159H2V161L0 160V164H2V166L0 165V190H2L3 189V191H8V192H10V195H12L11 197L8 195L9 193L8 192H5V194L3 193V191H0L1 193H0V264H87L88 263V261H94V258H98V259H95V261H98V262H100V264H139V263H141V262H138L137 261V259H139V258H141L142 259V262H145L144 261V259H146V261L147 262H145L144 264H153V263H155L156 262V264H166V263H168V264H172V261H173V263L174 264H187L188 263V261H191L190 263L191 264H226L225 262H224V260H230L231 258H233V256H235L236 254H238L239 253V255L240 256H238L237 255V258H238V260H244V261H246V260H250V261H252V262H260V261H262V260H264V257L262 256L263 254H264V249H262V248H264V246H259V245H264V235L262 236L263 237V239H261V235H259V237H258V235H256V237H257V241H256V247H257V252L256 253H251L252 251L250 250V249H247L248 248V246H247V242L246 241H244L245 239H243V238H240V239H236V241H234V240H230V241H228L227 243H225V244H222L221 246H220V248L219 247H215L213 244H210V243H208V242H206V241H204L203 239V237L205 236V231H202V233H204V235L202 234V233H199V231H195V232H197V233H195L194 232V235H196V236H198V235H200V236H198V237H196V236H193V232L190 234V237H193V238H190V239H188L193 245H194V250L193 251H190L191 249H192V247H191V249L190 250H187V249H185L186 250V252L187 253H189V255L187 256V257H189V258H187V257H182L181 256V258H184V260L183 259H181L180 258V251H182L183 250V248L185 247V245L183 244V243H180V241L179 242H177L176 243V241H177V239L175 238V240L172 238V236H173V232H174V229H173V227H174V225L173 224H175L178 220L180 221L181 219L183 220L185 217L184 216H187L186 215V211H187V209H184V212H183V210L181 211V213L179 212V211H174V213H172V216H171V214H170V217L173 219V218H175V219H173V221H174V223H173V221H168V222H170V223H168V222H166V224L165 225H167V226H169L170 228H165V227H161L160 226V224H158V222H157V219H158V217H161V219L164 221V219L165 218H163L162 216V214H161V212H160V210L158 211H156V212H158V213H156V215H155V217L153 218V219H147V222H148V225H149V227L151 228H149V227H147L146 225H145V223L144 224H142V225H140V222H139V225L137 226V228H136V237H132V234L133 233H131V232H127V228L129 227V224H126L125 223V218L127 217V216H125V215H127L129 212H127L128 210L127 209H124V210H126V213H125V215L123 214V213H121V214H123L124 216H125V218H121V216L119 215V214H117V213H119L120 211H121V207H123V206H121L120 208H113V209H108V208H110V207H113V206H116V205H114V204H120L119 202L121 201L120 199H123V198H125V197H123V198H119V201H118V203H116V202H114V203H110L111 205H109L110 207H108L107 206V203H109V202H107V203H105L106 205L105 206H103V203H104V198L106 199V197H104V196H106L105 194L107 193L108 195H110L109 193L110 192H112V193H114V194H117V192H113L112 191V189H107V191H105L104 192V194H102V198H103V200H100V197H98V199H96V200H94V198H92V197H89V199L87 198H79V201L76 203V199L75 198H73L72 196H77V195H80V193L78 192V194L76 193V192H74V191H76L75 190V188H71V189H69L68 187H74V186H76V189H78V187H80V185H74V183H77V182H80V181H82L81 180V178H83V176H84V178L85 177H90V175H88L87 176V174H85L84 175V171L83 172H78V173H82V175H80L79 174V179H80V181H77V177H76V175H75V177H74V173H76V172H74V171H71V170H74L73 168H71V170L70 171H68L67 173L69 174V175H71V178L73 179V177H74V179L72 180V181H70V179H69V182L70 183H65L66 182V177L68 178L69 177V175L67 174V173H65V172H63V170H62V168L65 166H59V165H57L56 163H54V164H50L48 161H47V163H48V165H47V163H45L46 162V160H45V162H43L44 160L43 159H46V157L47 156H45V157H43V159L40 161V156H41V158H42V155H43V152H42V155H40L39 153H37V152H35L37 155H39V157H37L39 160H34V161H37V162H43V164L45 163L46 164V166H44L47 170H49V172L47 173V171H45L46 169L45 168H43V167H41V166H43V165H41V163L40 164H38L39 166H40V168H37L36 166H38L37 164H36V162H35V164H34V162L31 164V162L30 161H32V160H30L29 162H27V158L25 157L26 155H28L27 157L28 158H30L29 157V155L30 156H32V155H34V153H32V154H26L27 153V150L29 149V148H31L30 150H29V152H31L32 150H34V148H37L36 146H34L35 145V143L33 142V144H31V141L30 142H28V139H26V138H23V139H26L24 142L22 141L23 139H21V141H18L19 139L18 138H14L15 139V141L17 142L18 141V143H17V145L18 144H23V145H18L19 147L17 148V150H15V151H11L10 150V146H8V145H16V142H13L14 140L13 139H9L8 137H7V135L6 136H4V137H1L0 136ZM35 137H32V139H34ZM52 138V139H51ZM56 138V137H55ZM126 138H127V140H126ZM37 139H39V137L37 138ZM41 139V138H40ZM40 139L39 140H36L37 142L39 141L40 142ZM62 139H68V140H70V141H72L73 143H75V145H73V143L71 144V143H69V141H67L68 142V144H70V146H72V147H70L69 145V147L67 146V144H66V142L63 140V141H61ZM29 140H31V138H29ZM42 140V139H41ZM56 140H58V139H56ZM90 140H92L94 143L95 142H98L99 143V145H94V143L92 142V141H90ZM117 140H118V142H117ZM123 140H125V141H123ZM4 141V142H3ZM8 142V144L6 143V142ZM146 141H148V139L146 140ZM23 142V143H22ZM42 142H43V140H42ZM129 142V143H128ZM213 142H215L217 145H223L224 144V142H225V140H217V141H213ZM65 143V144H64ZM93 143V144H92ZM4 144H6L7 145V147L4 145ZM45 144V145H44ZM77 144V145H76ZM96 144V143H95ZM43 146V148H41L42 146ZM66 146V148H68L67 150L68 151H66V149L65 148H62V149H65V151H63V150H61V146ZM82 145V144H81ZM89 145H91V146H89ZM20 146H23V147H21L20 148ZM34 146V147H33ZM51 146V145H50ZM74 146V147H73ZM126 146H131V148L130 147H126ZM3 147V148H2ZM32 147H33V149H32ZM58 147H59V150H58ZM105 147V146H104ZM132 147H133V149H132ZM73 148V149H72ZM83 148L82 147H78V149H82L81 151H79L78 150V152H77V154L76 155H78V153H82L83 152ZM127 148H129V149H127ZM143 148V147H142ZM44 149V150H43ZM57 149V150H56ZM98 149H102V150H104L103 149V146H101V147H98ZM97 149V151H98V155H101L100 153H99V150ZM245 149V148H244ZM5 150V151H4ZM37 150V149H36ZM36 150H34V151H36ZM42 150V151H41ZM85 150H87V149H85ZM246 150V149H245ZM54 151V150H53ZM75 151V150H74ZM74 151H71V152H73L74 153ZM90 150H88V153H90L89 152ZM96 151V152H97ZM237 151H239V150H237ZM2 152V153H1ZM28 152V153H29ZM64 152H66V153H64ZM87 152V151H86ZM96 152H93L94 154H96ZM246 152V151H245ZM65 155H64V154ZM69 153V154H68ZM75 153H76V151H75ZM244 154H246V153H244ZM36 155V156H37ZM45 155H46V153H45ZM74 154H72V156H73ZM86 155V153L85 154H83V156H85ZM64 156V157H63ZM82 155L80 156H73V157H71V161L73 160V158H75V157H77V160H73V161H76V162H71V161H69V163H75V164H69V163H67V165H69L68 167H70L71 165H74V168L76 169V166H78L77 168H79L80 170H82L83 169V165H84V167L86 166L85 165V162H84V160L82 161L81 159H83L84 157H83ZM33 157V156H32ZM58 157H63V161H61L62 160V158H61V160L60 159H58ZM78 157H83V158H81V159H78ZM24 158V159H23ZM85 158H86V156H85ZM84 158V159H85ZM5 159H6V161H5ZM25 159H27L26 160V162H25ZM5 162H4V161ZM22 160V161H21ZM78 160H81V162L80 161H78ZM24 161V162H23ZM148 160H144V162H146L147 164H149V165H146V163L145 164H143L144 162H142V165H140L141 164V162L139 163V164H135V166H142L141 168H140V170L141 171H143V172H140V174L142 173V177H145V176H147L145 179L148 181V182H146V183H151V177H152V173H151V166H153L152 165V162L153 161H148ZM55 162V161H54ZM82 162H84L83 164H82ZM6 163V164H5ZM9 163H11L10 165H9ZM19 163H21L20 165H22L21 167H20V165H18ZM28 163V164H27ZM60 163V164H61ZM77 163V164H76ZM128 163V162H127ZM124 163L123 165H122V169H123V171H125V170H127L128 168H126L125 170H124V168H125V165H126V167H128L129 165V168H131V167H133L134 165L133 164H131V163ZM14 164H16V165H14ZM55 164H56V166H59V169L55 166ZM59 164V163H58ZM78 164H82V166L81 165H78ZM9 165V166H8ZM15 167H14V166ZM18 165V166H17ZM27 165V166H26ZM31 165V166H30ZM33 165H36V166H33ZM50 165V168L52 169V171L50 170V169H48V166ZM76 165V166H75ZM104 165L105 166H107V164H105L104 163ZM128 165V166H127ZM27 167L23 172H19V173H16V174H18L17 176H13V175H8V173H9V171L11 172V174H15L14 172H12V170H10V169H4V167L5 168H9V167H12V169H13V167H14V170L13 171H18V170H15V169H23V167ZM29 166V167H28ZM33 166V168H31ZM38 166V167H39ZM54 167V169L52 168V167ZM80 166H81V168H80ZM134 166V167H135ZM2 167V168H1ZM20 167V168H19ZM90 167H92V166H90ZM29 168H31V169H29ZM34 168H36V169H34ZM43 168V169H42ZM66 168L67 167H65V169L64 170H66ZM89 168V167H88ZM37 170L36 172H34V170ZM42 171H40V170ZM59 170V172L58 173H56L57 174V176H59V174L60 175H64V173H65V175H66V177H65V179H61L62 178V176H60V178H58L57 176H56V174H55V177L54 176H52V174L54 175V171H57V170ZM69 168H67V170H68ZM85 170H87L86 168H84ZM120 169V168H119ZM6 170H7V172H6ZM77 170V169H76ZM75 170V171H76ZM27 171V172H26ZM38 171H40V172H38ZM47 173V174H49L48 175V177H47V175L45 174V173ZM62 172H63V174H62ZM90 171H88V173H89ZM2 173H3V175L6 177H4L3 175H2ZM21 173H23V174H21ZM36 173H38V174H36ZM52 173V174H51ZM87 173V172H86ZM73 174V175H72ZM139 174V173H138ZM139 174V175H140ZM29 175V176H28ZM42 175H46V177H43ZM30 176H31V178H30ZM49 176H50V178H52V179H48L49 178ZM73 176V177H72ZM104 177H106L105 179H107V180H109V178H107V177H109V176H107V175H103ZM102 175H101V177L99 178V180L100 179H103L104 177H103ZM141 176V175H140ZM4 177V178H3ZM81 177V178H80ZM20 178H22V179H20ZM27 178H28V180H27ZM30 178V179H29ZM76 178V179H75ZM91 178V177H90ZM90 178H88V179H90ZM19 179V181H17ZM44 179L46 180V181H44ZM87 179V178H86ZM105 179H103V181L105 180ZM3 180L5 181V182H3ZM12 180V181H11ZM14 180H16V181H14ZM20 180H21V182H20ZM26 180V181H25ZM68 180V179H67ZM145 180V181H146ZM1 181H2V183H1ZM43 181V183H41ZM15 182V183H14ZM23 182V183H22ZM35 182V183H34ZM54 183V184H52V183ZM57 182V183H56ZM71 182H74V183H72V185L71 186H69L68 184H71ZM83 182V181H82ZM82 182H80V184L82 183ZM233 182V181H232ZM11 183V184H10ZM13 183V184H12ZM34 183V184H33ZM47 183V184H46ZM58 183H62V184H59L58 185ZM111 183V182H110ZM110 183H109V187L110 188H112V187H114V188H119V186H117V185H114L113 183H111V186H110ZM3 184V185H2ZM15 184V185H14ZM27 184H28V186H27ZM33 184V185H32ZM41 184H43V187L41 186ZM44 184L46 185V186H49L47 189H50V188H52V189H50L49 191H47V189H45V191L47 192L46 193V197H49L50 199H53V201L54 200H56L54 203H47V202H49V201H47L46 199H44L42 196H45V194H44V192H42V190L40 189V186L42 187V188H44L45 186H44ZM222 184H224V186L225 187H231L230 185H232L231 183H230V181H225V182H223ZM4 185H5V187H4ZM29 185H32V187H35V188H33V189H35V190H32L30 187H29ZM57 185V186H56ZM61 185H62V192H60L61 191ZM64 185H68V186H64ZM74 185V186H73ZM8 186H9V189H7L8 188ZM60 186V187H59ZM1 187H3L2 189H1ZM29 189H28V188ZM66 187V188H65ZM46 188V187H45ZM106 188H107V186H106ZM113 188V189H114ZM6 189V190H5ZM57 189V191H58V194L55 192V190ZM65 189V190H64ZM79 189H81V188H79ZM78 189V190H79ZM28 190H30L29 192H27ZM32 190V191H31ZM41 190V192H42V194H44V195H41L40 196V194H41V192H39ZM54 192V194H52V191ZM70 190V191H69ZM115 190V189H114ZM117 190V189H116ZM44 191V190H43ZM63 191H68L67 193H65V192H63ZM108 191H110V192H108ZM118 191V190H117ZM15 192H18V194L16 195V193H15V195H14V193ZM31 192V193H30ZM69 192H71L73 195H71V199H73V201H71L72 203H70V198H69V196H70V193ZM8 193V194H7ZM13 193V194H12ZM74 193H76L75 195H74ZM119 193H124V192H119ZM127 193V192H126ZM2 194V195H1ZM7 194V195H6ZM49 194V195H48ZM63 194H66L65 196H68V198H66L65 200L66 201H68L69 200V202L67 203V204H69L68 206H73V208H72V211H73V209H74V211H75V213H77L76 215H70L71 213L70 212H72L71 211V209H69V208H66L65 209V206L67 205L66 203H63V204H60V203H62V202H64V198L65 197H63ZM68 194V195H67ZM114 194H112V195H114ZM121 194H118V195H121ZM200 194H202L201 192L200 193H198L197 195H194V196H191V195H189L190 197H192V199H194L195 197L196 198H200ZM6 195V196H5ZM51 195V196H50ZM62 195V196H61ZM97 195H101L100 193H98ZM107 195V196H108ZM127 195H130V194H127ZM135 195H138V194H135ZM96 196V195H95ZM117 196V195H116ZM116 196H114L115 198H116ZM124 196V195H123ZM9 197V198H8ZM39 197H41V198H39ZM45 197V198H46ZM112 197V196H111ZM131 197V196H130ZM168 197V196H167ZM166 196H165V198H162V199H166L167 201H165V200H162L161 199V202H156L155 204L156 205H161V203H163V205H166V207H171L172 205H175V206H181V205H183V206H181V207H184V201L182 200V201H180L181 203H177V202H174V199H170V197L169 198H167ZM194 197V198H193ZM6 198H8V199H6ZM55 198V199H54ZM58 198V199H57ZM95 198H97V197H95ZM50 199H48V200H50ZM60 199H62L63 201L62 202H60L59 204L60 205H58V202H59V200ZM80 199H82V201H80ZM108 199H110V198H108ZM118 199V198H117ZM138 199V198H137ZM135 200V204H133V200L132 201H130V198H128V201H126L127 203L126 204H128L130 207L131 206H134V208H135V210H138L137 208L138 207H140V206H137L136 207V205H140L141 204V202H140V200L142 201V199H140V200ZM91 200H93V201H91ZM107 200V199H106ZM111 201H113V199H110ZM109 200V201H110ZM126 200H127V198H126ZM195 200V199H194ZM194 200H192L193 202H192V205H197V202L195 203L194 202ZM47 201V202H46ZM52 201V202H53ZM61 201V200H60ZM100 201V202H99ZM108 201V200H107ZM123 201H125V200H123ZM123 201H121V202H123ZM137 201V202H136ZM164 201H165V203H164ZM44 202H46V203H44ZM57 202V203H56ZM82 202H84V203H82ZM98 202V203H97ZM128 202H130L131 204H129ZM139 202V203H138ZM172 202V203H171ZM182 202H183V204H182ZM216 202V201H215ZM55 203H56V205H55ZM97 203V204H96ZM158 203V204H157ZM167 203H169V204H167ZM175 203V204H174ZM219 202L217 201V204H218ZM45 204H47V206H45ZM64 204H65V206H64ZM71 204H73V205H71ZM101 204V205H100ZM179 204V205H178ZM55 205V208L54 207H52V206H54ZM92 205H95V206H92ZM121 205H123V204H121ZM195 205V206H196ZM49 206V207H48ZM56 206H59V207H56ZM108 208H107V207ZM120 206V205H119ZM185 206H188V205H186L185 204ZM126 208H128V206H125ZM251 207H253V208H251ZM52 208V209H51ZM56 208H59V209H56ZM61 208V209H60ZM247 208L249 209L250 208V210H247L248 212H255L256 210H255V207L254 206H252V204L251 205H249V206H247ZM56 209V210H55ZM81 210V211H80ZM115 211V212H117V213H115V212H113V211ZM120 210V211H119ZM163 210V209H162ZM32 211V212H31ZM74 211L72 212V213H74ZM28 212V213H27ZM68 212V213H67ZM122 212H123V210H122ZM164 212V211H163ZM170 212V211H169ZM169 212H166V213H169ZM252 212V214H256V213H253ZM26 213H27V215H26ZM51 213V214H50ZM131 213V212H130ZM154 213V214H155ZM208 213V212H207ZM213 213H215V212H213ZM34 214V215H33ZM38 214V215H37ZM131 214H133V213H131ZM131 214H128V215H130V216H128V218H130L131 217ZM139 215H138V217L137 218H140V219H142L140 216H142V214H140V213H138ZM164 214V213H163ZM161 215V216H160ZM176 215V216H175ZM205 215V216H204ZM206 215H208V214H205V213H203L202 214V216H203V218L204 219H206V221H208V222H210L211 224L212 223H216L217 222V220H218V216H214V215H211L210 214V216L207 218V216ZM124 216H122V217H124ZM133 216V215H132ZM193 217H194V215H192ZM5 217H7V218H5ZM29 217V218H28ZM165 217V216H164ZM184 217V218H183ZM206 217V218H205ZM73 218H75V219H77V221H79V222H77L75 219H73ZM79 218V219H78ZM133 218V217H132ZM170 218V220H172ZM113 219H115V220H113ZM119 219V221H117ZM125 220V221H123V220ZM127 219V218H126ZM167 219H169V218H167ZM211 219H213V220H211ZM25 220H27V221H25ZM112 220L113 221H117L116 222V224H115V222H112ZM122 220V221H121ZM129 220V219H128ZM8 221L10 222V221H12V225L10 224V223H8ZM76 221V222H75ZM135 221V220H134ZM6 222L8 223V224H6ZM17 223L16 224V226L14 225V223ZM71 222L74 224V223H76L75 224V226L73 225V224H71ZM81 222H83V223H81ZM146 222V221H145ZM172 222V223H171ZM78 223H80V224H78ZM154 223H156V224H154ZM2 224H4V225H2ZM33 224V225H32ZM118 224H119V228H118ZM154 224V225H153ZM158 224V225H157ZM8 225H10L11 227H12V231H11V229L9 228V226ZM30 225H32L31 227H30ZM71 225V226H70ZM109 225H112V227H109ZM155 225H157V226H155ZM172 225V226H171ZM253 226H256L257 225V223L255 222V223H253L252 224ZM252 225H248V224H244V225H237V226H234V227H231L230 225H227L228 226V228H229V230L224 234V232H222L223 233V236L227 239V240H229V236H230V234H232V235H234V234H244V235H246V236H248L249 234H250V236H253V235H255V233H256V230L254 229V227L252 226ZM2 226V227H1ZM73 226V227H72ZM94 227V228H93ZM97 227H99V229L97 228ZM139 227V228H138ZM153 227H156L155 229L153 228ZM2 228V229H1ZM7 228V229H6ZM118 228V229H117ZM164 228V229H163ZM217 228H219L218 227V225L217 224H215V228H212V230L211 231H214V229H217ZM3 229H5V231H3ZM36 229V230H35ZM121 229H123V230H121ZM141 229L142 230H146V231H141ZM150 231H149V230ZM166 229V230H165ZM100 231L99 233H98V231ZM104 230V231H103ZM147 230H148V232H152V233H150V234H152V236H153V240H155L156 242L159 240L160 241V239H161V241H163V242H166L167 244H170V245H167L166 243H163V245L161 244V248L163 249H159V247H154L155 245V242L154 241H149V242H154L152 245H154V246H152V247H154V248H151L150 247V249L149 250H151V252H154V253H152L153 254V256L150 254L151 252H148V251H146V250H148V249H145V250H143L142 251V249H144V248H142L141 249V253H137V254H140V255H143V253L145 254V255H143L144 256V259H143V256L142 257H140V256H133V254H136V250L138 249V248H140L141 246H142V244H139L140 242V238H143L144 236L146 237V235L147 234H145V232H147ZM167 231V233H165V231ZM102 231V232H101ZM113 231H115V232H113ZM264 231V230H263ZM3 232H4V234H3ZM8 232H9V234H8ZM108 232V233H107ZM110 232H112V233H110ZM126 232V233H125ZM142 232L145 234L143 237H141L142 235ZM147 232V233H148ZM164 232V233H163ZM100 233H103V234H101V235H99ZM169 233V234H168ZM94 234L95 235H99V236H95L94 237ZM117 236H116V235ZM121 234V235H120ZM149 234V233H148ZM147 235V236H149V238H148V240H150L151 238L150 237H152L151 235ZM103 235V236H102ZM105 235V236H104ZM109 235H111V237H108ZM122 235H126V236H122ZM141 235V236H140ZM113 236V237H112ZM128 236H130V237H128ZM201 236H203V237H201ZM245 236V237H246ZM7 237V238H6ZM86 237H88L89 238V240L90 241H88V238H86ZM171 237V238H170ZM174 237V236H173ZM194 237L196 238V239H194ZM255 237V236H254ZM92 238V239H91ZM113 238V239H112ZM130 238H132V239H130ZM165 238H169L168 240L166 239V241H164L165 240ZM199 238V240H197ZM258 238H260L259 239V241H258ZM97 239V240H96ZM147 239V238H146ZM243 239V240H242ZM7 240V241H6ZM13 240V241H12ZM14 240H16V241H14ZM93 240H96L95 242H93ZM203 240V241H202ZM262 240H263V243H261L262 242ZM9 241V242H8ZM120 241V242H119ZM167 241H170V243L169 242H167ZM194 241H197V242H194ZM238 241H240L239 243H238ZM11 242H13V243H11ZM258 242H259V244H258ZM120 243V244H119ZM126 243V244H125ZM136 243V244H135ZM39 244V245H38ZM117 244V245H116ZM150 244V243H149ZM164 244H166L165 246H164ZM191 244V245H192ZM226 244L228 245V246H226ZM257 244H258V246H257ZM36 245V246H35ZM37 245H38V247H37ZM129 245H130V247H136L135 248V251H133L131 248H129ZM174 245H176V246H174ZM184 246V247H182V246ZM202 246V247H200V246ZM210 245V246H209ZM232 245H234V246H232ZM236 245V246H235ZM238 245L241 247V248H239L240 249V251H235V249L238 247ZM40 246V247H39ZM122 246V247H121ZM125 246V247H124ZM157 246V245H156ZM196 246V247H195ZM222 246H224V247H222ZM229 246H230V248H229ZM119 247V248H118ZM170 247V248H169ZM171 247H173V249L171 248ZM179 247H182V248H179ZM205 247V248H204ZM260 247V248H259ZM123 248H128V249H130V250H132V251H130L128 254H131L132 256H129V257H131L130 259H128V258H126V256H128L127 254H126V252H125V250L126 249H124V252H123ZM166 248V249H165ZM201 248H204V251H202L201 252ZM229 248V249H228ZM155 250V249H158V250H155V251H153V250ZM168 249V250H167ZM170 249V250H169ZM238 249V248H237ZM241 249H243V251L241 250ZM245 249H247L250 253H248V251L246 252L245 251ZM261 249V250H260ZM103 250H108V252H106V251H103ZM119 250H121L120 252H119ZM159 250H160V252H159ZM203 250V249H202ZM207 250V251H206ZM229 250H231L232 251V253H230V251ZM262 250H263V252H262ZM179 253H178V252ZM209 251V252H208ZM79 252V253H78ZM100 252H101V254H100ZM103 252H105L106 253V255L104 256L103 255ZM143 252V253H142ZM123 253H125L126 254V256H124L125 254H123ZM122 254H123V256L124 257H122ZM147 254V255H146ZM193 254H195L194 256H192ZM15 255V256H14ZM78 255H80V256H78ZM100 255V256H99ZM206 255V256H205ZM251 255V256H250ZM261 255V256H260ZM89 256H92L91 257V259L90 258H88ZM94 256V257H93ZM119 256H121V257H119ZM159 256H161V257H159ZM169 256H173V258L171 257V259L172 260H170V258H169ZM245 256H247V257H245ZM255 256H257V257H255ZM87 257V258H86ZM105 257V258H104ZM133 257H135V258H137V259H135V262H134V260L132 261L131 259H133ZM153 257V258H152ZM169 259H168V258ZM205 257H207V258H205ZM214 257V258H213ZM215 257H217V258H215ZM123 258V259H122ZM160 258V259H159ZM164 258V259H163ZM152 260V261H149V260ZM174 259H175V261H174ZM179 259H181V260H179ZM195 259V260H194ZM209 261H208V260ZM219 259V260H218ZM109 260V261H108ZM183 260V261H182ZM197 260V261H196ZM216 260H218V261H216ZM256 260H259V261H256ZM105 261L107 262V263H105ZM149 261V262H148ZM181 261V262H180ZM184 261H186V263L184 262ZM98 262H96V264H98ZM122 262V263H121ZM199 262V263H198ZM209 262V263H208ZM142 264V263H141Z\"/></svg>","mask_w":264,"mask_h":264}]
</instances>
